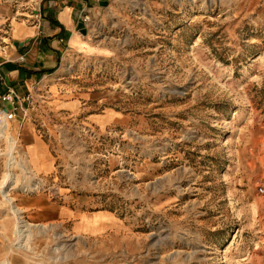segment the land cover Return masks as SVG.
Masks as SVG:
<instances>
[{
    "label": "rangeland",
    "instance_id": "obj_1",
    "mask_svg": "<svg viewBox=\"0 0 264 264\" xmlns=\"http://www.w3.org/2000/svg\"><path fill=\"white\" fill-rule=\"evenodd\" d=\"M107 2L63 61L104 123L54 110L52 76L15 121L0 94V264H264V0ZM38 3L0 0V69Z\"/></svg>",
    "mask_w": 264,
    "mask_h": 264
},
{
    "label": "crops",
    "instance_id": "obj_2",
    "mask_svg": "<svg viewBox=\"0 0 264 264\" xmlns=\"http://www.w3.org/2000/svg\"><path fill=\"white\" fill-rule=\"evenodd\" d=\"M107 1L109 0H39V7L34 10L19 7L16 14L11 16L17 23V26H12L11 38L14 44L24 45L13 52L15 61L1 66L0 94H6L10 88L14 89L19 97L35 92V89L37 92H42L43 81L52 76V81L48 82L47 86L52 93L51 104L54 110L74 115L91 113L87 118L91 117V121L104 123V119H100L101 116L92 113L96 110L95 106H98L100 98L97 94L72 88V77L67 75L63 61L67 56L92 46L87 35V25H85L86 35L78 30V25L82 23L81 18L84 15H89L91 18L100 13V10L105 8L100 6V3ZM3 15L8 14L3 13ZM19 16L21 18H18ZM88 102H91L88 104L89 107L83 108ZM94 115L97 119H92ZM38 144H42V141L31 144L29 150L33 156L38 154L36 146ZM47 158L46 167L49 169V155ZM54 212L66 214L67 220L78 219L80 223L77 226L83 232L87 231L94 235H101L110 227L119 224L111 212L105 210L89 216L69 205ZM63 217L61 220L65 219V216Z\"/></svg>",
    "mask_w": 264,
    "mask_h": 264
},
{
    "label": "built area",
    "instance_id": "obj_3",
    "mask_svg": "<svg viewBox=\"0 0 264 264\" xmlns=\"http://www.w3.org/2000/svg\"><path fill=\"white\" fill-rule=\"evenodd\" d=\"M81 20L85 25H88V23L91 21V18L89 15H84ZM1 100L2 102L7 103L9 105L8 108H5L3 110L6 122L15 121L18 118V115L21 114V111H23V103L28 102L29 104H34V97L31 94L21 98L13 90L3 95L1 97ZM259 190L261 193L264 192L263 188H260Z\"/></svg>",
    "mask_w": 264,
    "mask_h": 264
},
{
    "label": "water",
    "instance_id": "obj_4",
    "mask_svg": "<svg viewBox=\"0 0 264 264\" xmlns=\"http://www.w3.org/2000/svg\"><path fill=\"white\" fill-rule=\"evenodd\" d=\"M108 5H109L108 2H101V3H100V6H102V7H107ZM78 30H79L82 34H84V35L87 34V29H86L84 23H80V24L78 25ZM14 45L18 48V47H22L24 44H22V43H20V44H19V43H15Z\"/></svg>",
    "mask_w": 264,
    "mask_h": 264
},
{
    "label": "bare ground",
    "instance_id": "obj_5",
    "mask_svg": "<svg viewBox=\"0 0 264 264\" xmlns=\"http://www.w3.org/2000/svg\"><path fill=\"white\" fill-rule=\"evenodd\" d=\"M9 193V192H8ZM4 196H7V193L6 192H4V194H3ZM9 195V194H8ZM9 197V196H8Z\"/></svg>",
    "mask_w": 264,
    "mask_h": 264
}]
</instances>
